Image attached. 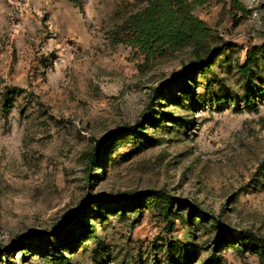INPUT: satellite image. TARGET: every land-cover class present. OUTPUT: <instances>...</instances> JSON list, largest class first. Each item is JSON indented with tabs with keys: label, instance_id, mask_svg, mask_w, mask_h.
Returning a JSON list of instances; mask_svg holds the SVG:
<instances>
[{
	"label": "rangeland",
	"instance_id": "obj_1",
	"mask_svg": "<svg viewBox=\"0 0 264 264\" xmlns=\"http://www.w3.org/2000/svg\"><path fill=\"white\" fill-rule=\"evenodd\" d=\"M150 1L0 0V264H264V0L194 8L201 70L133 45Z\"/></svg>",
	"mask_w": 264,
	"mask_h": 264
},
{
	"label": "trees",
	"instance_id": "obj_2",
	"mask_svg": "<svg viewBox=\"0 0 264 264\" xmlns=\"http://www.w3.org/2000/svg\"><path fill=\"white\" fill-rule=\"evenodd\" d=\"M76 5L82 6L81 0H72ZM210 0H151L150 4L138 14L133 15L129 19V26L133 33V45L141 48L149 56H156L157 54H166L168 52H175L186 47L193 46L196 49L198 58H202V51L205 52V60L200 67L201 70L213 62L217 55L219 48L210 50L209 39L211 31L208 24L194 14V8L198 5H204ZM264 61V45L259 49ZM256 52L248 53L246 64L242 67L244 74L248 77L250 73V66L252 60L255 58ZM195 70H185V73L191 74ZM180 80L185 81L184 77ZM172 80L166 81V85L171 84ZM156 96L161 95L160 88L155 90ZM251 100V93H248ZM248 99V101H250ZM8 111L11 108V101L7 100L5 103ZM130 131H136L137 127H131L122 131L119 136H123ZM97 149L104 151L105 146L102 143L98 144ZM98 161V156L94 154L91 157V162L95 164ZM167 206H172L174 200L167 197ZM174 223H172V227ZM243 238L249 236V233H241ZM56 248L60 247L58 240L53 244ZM215 248H221V245L216 243ZM264 248V244H263ZM262 257H264L262 255ZM264 263V259L262 261ZM169 264H172L171 262Z\"/></svg>",
	"mask_w": 264,
	"mask_h": 264
}]
</instances>
